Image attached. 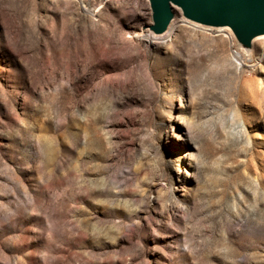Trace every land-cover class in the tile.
<instances>
[{"label": "rangeland", "instance_id": "rangeland-1", "mask_svg": "<svg viewBox=\"0 0 264 264\" xmlns=\"http://www.w3.org/2000/svg\"><path fill=\"white\" fill-rule=\"evenodd\" d=\"M151 23L0 0V264H264V37Z\"/></svg>", "mask_w": 264, "mask_h": 264}, {"label": "water", "instance_id": "water-1", "mask_svg": "<svg viewBox=\"0 0 264 264\" xmlns=\"http://www.w3.org/2000/svg\"><path fill=\"white\" fill-rule=\"evenodd\" d=\"M152 23L148 29L163 33L173 18L172 8L186 20L210 27H228L236 40L249 47L252 38L264 36V0H147Z\"/></svg>", "mask_w": 264, "mask_h": 264}, {"label": "bare ground", "instance_id": "bare-ground-1", "mask_svg": "<svg viewBox=\"0 0 264 264\" xmlns=\"http://www.w3.org/2000/svg\"><path fill=\"white\" fill-rule=\"evenodd\" d=\"M172 12H173V17H174V14L176 15V14H179V9L178 8H176V7H173L172 8ZM183 18V17H182ZM184 19V18H183ZM181 19L180 17H179V19L177 18V19H175V20H173V18H172V20L170 21V23H169V25H168V27L166 28V30L163 32V33H160V34H156L155 36H161V35H163L164 36V34L166 35L168 32V35H167V38L168 37H170L169 38V40L171 39V36L173 35V37H176L177 36V33L175 32V31H181V29H182V26L181 25H185V23L184 22H186V21H188V22H191V23H193L192 25H194V24H197V25H199L198 23H195V22H192V21H189V20H186V19ZM177 20V21H176ZM175 22V23H174ZM190 23V24H191ZM196 25V26H197ZM215 28H219L218 30H224V31H226L227 29L229 30V31H231L228 27H226V26H223V27H215ZM231 33V32H230ZM229 33V34H230ZM154 33H152V35H153ZM230 36V37H229ZM228 36V40L230 41V39H231V36H232V38H233V35H232V33H231V35H229ZM263 35H259V36H256V37H254V38H252V40H251V43H250V46L249 47H252V45L254 46L255 45V43L257 42V41H259L258 39H263ZM242 49H244L243 48V46L241 47ZM238 49H240V48H238ZM238 52V54L241 56V58H242V53H243V51L242 50H238L237 51ZM243 60V59H242ZM243 62V61H242ZM237 64H238V67H239V65H240V61H239V59H238V61H237Z\"/></svg>", "mask_w": 264, "mask_h": 264}]
</instances>
